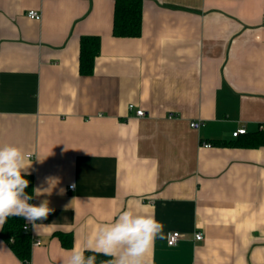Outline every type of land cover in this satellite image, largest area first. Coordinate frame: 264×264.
<instances>
[{
  "label": "crops",
  "instance_id": "1",
  "mask_svg": "<svg viewBox=\"0 0 264 264\" xmlns=\"http://www.w3.org/2000/svg\"><path fill=\"white\" fill-rule=\"evenodd\" d=\"M143 6L122 37L115 0H0V145L31 155L29 203L54 210L23 218L26 262L0 227V264H63L125 209L164 225L147 264H264V144L221 143L264 123V0ZM98 35L82 75L81 38Z\"/></svg>",
  "mask_w": 264,
  "mask_h": 264
},
{
  "label": "clouds",
  "instance_id": "2",
  "mask_svg": "<svg viewBox=\"0 0 264 264\" xmlns=\"http://www.w3.org/2000/svg\"><path fill=\"white\" fill-rule=\"evenodd\" d=\"M31 155L14 144L0 145V227L9 217H22L34 230L37 221L46 220L54 211L47 200L29 203L26 193L29 180L24 178L31 167ZM75 188V184L71 185ZM64 189L60 190V194ZM27 227V226H26ZM166 238L164 225L154 215L125 209L111 221L101 224L84 248L72 250L63 264H96V254L111 257L102 264H147L146 256L156 239ZM89 251L93 255H85Z\"/></svg>",
  "mask_w": 264,
  "mask_h": 264
},
{
  "label": "trees",
  "instance_id": "3",
  "mask_svg": "<svg viewBox=\"0 0 264 264\" xmlns=\"http://www.w3.org/2000/svg\"><path fill=\"white\" fill-rule=\"evenodd\" d=\"M143 0H115L114 25L113 34L122 37H137L142 33V12ZM101 39L98 36H83L81 38L80 48V72L83 74H91L94 70L95 59L100 53ZM243 137V138H242ZM225 145H251L256 146L264 144V131L257 134L249 135V133L241 134L235 141L224 140L221 142ZM29 180V186L25 190L26 193H32L33 177L32 175H24ZM24 219L22 217H9L2 227L1 235L7 240L18 257L25 262L29 260L31 255V236L23 229ZM64 239V238H63ZM66 245L72 244V237L65 240ZM87 255L93 253L87 251ZM111 257L102 254H96V264H102Z\"/></svg>",
  "mask_w": 264,
  "mask_h": 264
},
{
  "label": "built area",
  "instance_id": "4",
  "mask_svg": "<svg viewBox=\"0 0 264 264\" xmlns=\"http://www.w3.org/2000/svg\"><path fill=\"white\" fill-rule=\"evenodd\" d=\"M27 15L30 17V18H33V19H37V20H40V18H42V14L40 11L36 10V9H31L27 12ZM130 109H134L135 108V105L134 104H130L129 105ZM136 113L137 115L139 116H143L145 114V111L144 109H136ZM199 124L195 121L191 122V126L192 127H196L198 126ZM259 131H264V123H260L259 124ZM248 132V129L247 127L245 126H242V128H238L236 129L235 131H233V136L234 137H238L239 135L241 134H245ZM206 147H210L212 146L211 143H206L205 144ZM71 187V186H70ZM72 188V187H71ZM27 226V227H26ZM23 229L25 230H28L29 229V226L28 225H24L23 226ZM182 233L178 231H173L171 232L168 237H167V243L170 245V246H175L179 243L180 239L182 238ZM196 239L200 240L203 238V233L202 232H197L196 235H195Z\"/></svg>",
  "mask_w": 264,
  "mask_h": 264
}]
</instances>
